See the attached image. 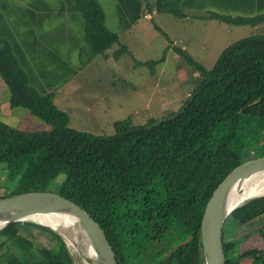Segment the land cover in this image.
I'll use <instances>...</instances> for the list:
<instances>
[{"label": "trees", "instance_id": "16d2710c", "mask_svg": "<svg viewBox=\"0 0 264 264\" xmlns=\"http://www.w3.org/2000/svg\"><path fill=\"white\" fill-rule=\"evenodd\" d=\"M119 5L129 17L127 28L146 13L188 16L181 0H119ZM72 9L83 14L95 52L120 41L106 26L98 0H75ZM202 17L236 25L264 22V13ZM175 50L199 76L182 107L141 123L130 116L114 122L113 134L97 135L71 127L69 114L54 101L56 92L34 88L14 44H2L0 76L11 104L29 109L51 129L29 131L0 121V163L12 190L0 197L28 191L67 197L104 229L118 264H205L201 222L208 200L251 152L264 153V34L232 42L209 69L184 49ZM171 115L176 116L155 124ZM228 230L240 235L226 238ZM248 239L264 241V195L247 199L227 217L226 264H264V248H246ZM0 264L76 262L61 234L18 221L0 230Z\"/></svg>", "mask_w": 264, "mask_h": 264}, {"label": "rangeland", "instance_id": "374dc122", "mask_svg": "<svg viewBox=\"0 0 264 264\" xmlns=\"http://www.w3.org/2000/svg\"><path fill=\"white\" fill-rule=\"evenodd\" d=\"M98 2L105 12L106 26L120 40L104 53L95 52L88 41L83 14L72 9L75 0H0L2 18L19 46L16 55L23 60L32 86L40 92L55 91L54 101L69 114L70 126L97 135L113 134L114 122L130 116L141 123L152 117H166L182 107L198 85L199 76L175 47L209 69L232 42L264 34V30L252 29L264 27V23L235 25L200 16L179 18L155 12L146 13L127 28L129 17L121 11L119 0ZM163 56L165 59L154 65L141 63ZM5 88L8 86L0 76L1 122L29 131L51 129L31 111L34 120L23 118L11 124L8 112L13 105L3 100ZM260 145L255 144L256 149ZM9 184L5 164L0 163V195L10 192ZM239 235L236 231L226 238ZM9 246L13 247L11 243ZM244 246L264 248V241L248 239ZM71 249L76 264H86L73 246Z\"/></svg>", "mask_w": 264, "mask_h": 264}, {"label": "water", "instance_id": "95a60500", "mask_svg": "<svg viewBox=\"0 0 264 264\" xmlns=\"http://www.w3.org/2000/svg\"><path fill=\"white\" fill-rule=\"evenodd\" d=\"M175 116L163 118L155 124ZM260 172H264V153L250 154L226 175L208 200L201 222L205 264H226L223 226L227 217L247 199L264 193L253 195L236 204L233 203L232 196L239 194L247 181ZM52 215L67 216L74 225L56 226L44 221L43 217ZM18 221H32L47 226L61 234L68 245L66 234L72 235L77 243L74 248L86 264H118L113 246L100 224L87 210L57 192L28 191L0 197V230ZM83 241L89 243L90 248H84Z\"/></svg>", "mask_w": 264, "mask_h": 264}, {"label": "crops", "instance_id": "0c3cea01", "mask_svg": "<svg viewBox=\"0 0 264 264\" xmlns=\"http://www.w3.org/2000/svg\"><path fill=\"white\" fill-rule=\"evenodd\" d=\"M181 6L184 7V10L188 15L187 17L184 18H188L189 16L190 17L200 16L203 19H207L202 16L210 13L231 15L233 17L256 16L258 14L264 13V0H181ZM2 17H3V12L0 10V45L5 44V42L7 41H10L14 44L15 50L17 52L19 46L14 43L13 37L9 32L7 21L5 20V18ZM209 20L220 21L218 19H209ZM244 25H253V24H244ZM252 29L263 31L264 27L253 26ZM20 61L23 62L22 59H20ZM3 100L6 103L10 102L9 88H5L3 90ZM12 107L13 108L9 107V112H8L9 113L8 118L9 120H11L10 122L11 124H18L23 118H29L28 120L30 119L34 120V118L31 116L32 114L30 110H27L24 107H18V106H12Z\"/></svg>", "mask_w": 264, "mask_h": 264}, {"label": "bare ground", "instance_id": "6f19581e", "mask_svg": "<svg viewBox=\"0 0 264 264\" xmlns=\"http://www.w3.org/2000/svg\"><path fill=\"white\" fill-rule=\"evenodd\" d=\"M261 193H264V172H260V173H257L256 175L252 176L248 181L247 183L245 184V186H243V188L240 190V193H235L233 194V203L236 204L238 203L239 201H242L244 199H247L253 195H256V194H261ZM44 221L45 222H50L56 226L62 224L64 227L65 226H72L74 224H71L73 223L67 216H63V215H52L51 217L49 216H46V217H43ZM67 235V241L69 242V244L71 245V247L74 245L76 246V242H74V238L72 235H68V233L66 234ZM83 247L84 248H90L88 245L89 243L87 242H84L83 241ZM92 253V251H91ZM88 255H92V254H89L87 253Z\"/></svg>", "mask_w": 264, "mask_h": 264}]
</instances>
